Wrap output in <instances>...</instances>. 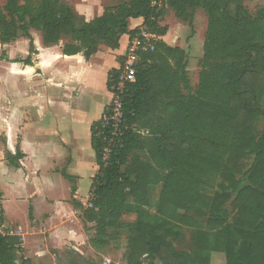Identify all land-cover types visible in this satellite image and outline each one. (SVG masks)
Here are the masks:
<instances>
[{"label":"trees","instance_id":"trees-1","mask_svg":"<svg viewBox=\"0 0 264 264\" xmlns=\"http://www.w3.org/2000/svg\"><path fill=\"white\" fill-rule=\"evenodd\" d=\"M166 8L182 22L190 21L197 9L207 17L197 91L190 93L185 52L159 40L154 51L139 56L134 81L120 95L121 135L113 140L107 164L102 163L103 142L97 137L102 120L91 124L98 171L91 179V209L82 208V219L95 226L91 243L103 248L108 231L126 228L127 264H199L167 240L170 226L184 224L194 231L196 256L207 259L210 252L219 251L215 242L220 241L225 264H264V27L239 0H126L90 22L60 0L23 5L6 0L0 10V43L26 37L29 55L23 64L31 65L36 51L28 31L33 29L40 32L45 47L70 39L62 54H81L88 60L100 47L117 49L123 35L131 39L148 29L162 37L166 28L159 22ZM260 14L264 19V9ZM138 18L142 25L129 31L128 21ZM121 68L109 71L108 91ZM109 111L106 107L103 114ZM260 123L263 128L255 136ZM248 154L254 158L242 175L243 184L226 163L231 156ZM224 172L231 180L228 190L221 189L212 199L206 191ZM155 186L161 188L156 217L142 208L149 206ZM229 192L235 194L237 214L232 226H225L222 209L231 198ZM209 206L215 211L209 221L224 226L222 237L214 236L212 243V235L196 218ZM127 215L134 221L122 220ZM17 243L15 237L0 233V264H17L11 254Z\"/></svg>","mask_w":264,"mask_h":264},{"label":"rangeland","instance_id":"rangeland-1","mask_svg":"<svg viewBox=\"0 0 264 264\" xmlns=\"http://www.w3.org/2000/svg\"><path fill=\"white\" fill-rule=\"evenodd\" d=\"M17 1L23 5L25 2L35 4L38 0ZM60 1L77 17L83 18L82 0ZM123 1L112 0L105 9H115ZM239 1L246 12L252 18H258L264 27V19L260 18L264 0ZM90 2L94 4V0H88ZM5 3L6 0H0V10ZM166 12L160 25L179 30L175 31L172 45L186 49L187 78L190 93L194 95L204 67L203 42L207 17L202 9H197L190 21L182 22L175 19L172 11ZM144 32L147 38L139 37L142 46L154 51L162 37L151 34L148 29H144ZM28 33L34 50L41 49L44 45L40 32L29 29ZM136 36L139 34L129 38L128 42ZM262 39L264 42L263 36L261 42ZM68 43H71L70 39H62L56 46L62 50ZM142 53L145 52H140L139 56ZM28 55L29 40L26 37L19 36L7 44L0 43V71L10 72L7 68L12 63L23 70L15 71L18 77L12 84L8 77L0 76V233L18 240L11 253L17 264L25 261L29 264H127L130 235L126 228L108 231L107 246L97 248L91 243L95 238V226L82 219V208L91 209V179L98 171L94 152L89 146L88 126L83 123L89 116L94 117L108 99L101 79L104 70L102 66L91 68L83 76L89 85L76 98L67 89L50 86L51 76L41 77L37 69L33 75L34 86L29 88L27 76L30 73L24 70L23 64ZM33 58L35 55H31ZM121 61L122 58L117 59L118 68L123 65ZM64 72L58 75L62 77ZM110 105L111 97L107 109ZM65 127L70 131L66 132ZM262 128L263 124L260 123L255 136ZM60 134L66 138L56 137ZM253 158L252 154L229 158L226 164L232 169L235 180L245 184L242 175L252 165ZM107 159H102V163L107 164ZM230 183L229 174L224 172L213 182V188L207 190L206 195L213 199L221 189L228 190ZM160 189V186L151 188L149 206L142 207L154 217ZM229 193L231 198L222 209L227 217L225 226H232L237 214L232 205L235 194ZM212 212L215 211L209 206L201 216H195L202 230L212 235L209 239L211 243L214 236L222 237L220 230L224 227L209 221ZM134 218L127 215L122 220L130 223ZM170 228L167 240L176 251L191 253L199 264H225L220 241L215 242L219 251L210 252L206 259L207 255L199 257L193 253V229L184 224ZM142 264H148V261L142 260Z\"/></svg>","mask_w":264,"mask_h":264},{"label":"crops","instance_id":"crops-1","mask_svg":"<svg viewBox=\"0 0 264 264\" xmlns=\"http://www.w3.org/2000/svg\"><path fill=\"white\" fill-rule=\"evenodd\" d=\"M111 1L112 0H94V4L91 5L92 3L91 2L88 3V0H82L83 3L81 9L84 20L86 22H90L94 18L100 17L103 14L105 8L108 6L109 2ZM168 10L170 9L166 8L165 13H167L166 11ZM163 18H165V15ZM163 18L161 19L162 22H163ZM175 19L177 18L175 17ZM161 21L159 22V25L162 23ZM142 22L143 20L140 18L130 19L128 21V30L131 31L137 27H140L142 25ZM160 26L166 28V33L161 38L162 42L168 47L181 49L187 55V52L185 51L186 49L184 47L172 45L173 37L176 34L175 31H179V30L178 29L174 30V28H169L165 24ZM128 40H129V36L123 35L119 40L117 49L111 50L106 47H100L99 51L94 55H92L88 60H85L81 54H77L74 56H64L62 54L61 49L56 45L50 47L42 46L41 49L40 48L35 49L36 54H35V58L31 59V65H24L25 68L24 70L30 73V76L29 77L27 76L28 78L27 81L30 84L29 88L34 86L33 81L35 76L33 75H35V73L39 71L41 77L45 75L51 76L50 80L52 83L50 82V86L58 85L62 90L67 89L68 91H70V93H72V96L76 98H78L81 93H84V88L85 87L87 88V86L89 85L87 84L83 76L87 74V72L91 68L95 69L97 68V66H102L104 71L101 74V79H103L104 92L108 96V99L107 101H105L101 109L94 117L89 116L87 119H85V121L83 120L84 121L83 125H85L86 123L88 126V133H89L88 138H89L90 147H91L90 126L92 123L100 120L103 111L107 106L108 101L110 100V94L106 87L108 73L109 71L113 69L116 70L118 68L117 59L119 60L123 58V54L129 43ZM7 69H9L10 72H4V70L0 71V76L2 78H4V76L8 77V81L9 82L11 81V84L13 83L15 78L18 77V74H16L15 71H23L17 68V65H14L13 63L10 64V66ZM35 69H37V71ZM61 71H65L62 77L58 75ZM65 131L66 132L70 131V129L67 130V127H65ZM76 136H78V134ZM56 137L66 138L65 136H63V134H60V136L56 135ZM77 142L79 143V141Z\"/></svg>","mask_w":264,"mask_h":264},{"label":"built area","instance_id":"built-area-1","mask_svg":"<svg viewBox=\"0 0 264 264\" xmlns=\"http://www.w3.org/2000/svg\"><path fill=\"white\" fill-rule=\"evenodd\" d=\"M146 37L147 34L141 30L139 36L134 37L127 45L123 54V65L119 70V74L112 80V85L109 89L111 97V105L108 106L109 113L103 114L102 125L97 132V137H100L103 142L102 147V159L105 161L110 154L113 140L117 139L121 135L120 125L122 120V111L120 103V95L126 84H130L134 81V66L138 62L139 53L147 51V47L142 46L141 38ZM152 50V48H151ZM109 131L110 139L105 137L106 131Z\"/></svg>","mask_w":264,"mask_h":264}]
</instances>
